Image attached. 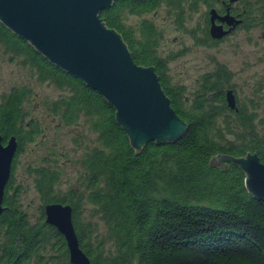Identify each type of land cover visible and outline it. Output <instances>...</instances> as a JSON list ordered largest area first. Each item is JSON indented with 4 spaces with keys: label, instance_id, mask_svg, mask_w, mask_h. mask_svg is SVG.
Instances as JSON below:
<instances>
[{
    "label": "trees",
    "instance_id": "obj_1",
    "mask_svg": "<svg viewBox=\"0 0 264 264\" xmlns=\"http://www.w3.org/2000/svg\"><path fill=\"white\" fill-rule=\"evenodd\" d=\"M211 1L116 0L98 13L106 27L120 34L135 64L154 67L171 108L186 124L179 139L149 141L136 155L101 95L0 23V51L30 77L0 92L2 142L13 135L17 144L1 203L0 264H40L46 245L56 251L49 256L52 261L70 264L62 235L44 223L47 203L71 207L78 246L90 264H264V201L246 190L244 172L236 164L223 162L225 170L208 165L212 155L240 157L246 152L264 163V117L255 112L256 105L228 109L217 75L185 101L182 87L170 82L157 60L154 24L145 18L134 26L125 23L128 15L164 4L181 25L197 2L210 6ZM36 82L60 91L43 101L57 127L83 126L81 140L88 144L72 139L81 149L72 160L77 177L63 189L57 159L64 153L55 144L26 169L41 202L40 221L31 224L19 208L11 176L22 143H37L41 132L24 105ZM86 130L95 133L92 145Z\"/></svg>",
    "mask_w": 264,
    "mask_h": 264
},
{
    "label": "water",
    "instance_id": "obj_2",
    "mask_svg": "<svg viewBox=\"0 0 264 264\" xmlns=\"http://www.w3.org/2000/svg\"><path fill=\"white\" fill-rule=\"evenodd\" d=\"M114 1L0 0V23L49 63L101 95L114 109L115 123L125 132L136 155L149 141L161 144L179 139L186 124L171 108L154 68L135 64L120 34L106 27L98 16ZM208 13L209 35L220 38L226 31L214 25V9ZM224 98L226 106L236 110L231 90H225ZM16 147L13 135L4 143L0 135V213ZM223 162L236 164L244 172L246 190L264 201V163L254 152L240 157L215 154L208 165L225 170ZM43 220L62 235L70 264H90L78 246L68 204H44Z\"/></svg>",
    "mask_w": 264,
    "mask_h": 264
},
{
    "label": "rangeland",
    "instance_id": "obj_3",
    "mask_svg": "<svg viewBox=\"0 0 264 264\" xmlns=\"http://www.w3.org/2000/svg\"><path fill=\"white\" fill-rule=\"evenodd\" d=\"M213 6L214 2L210 6L197 2L195 9L186 13L181 25L175 24L173 11L164 4H159L142 14L128 15L125 23L134 26L145 18L154 24L158 32L157 52L167 58L165 75L173 85L182 87L181 95L185 101L191 100L192 94L199 90L200 77L211 71L215 63H223L230 71L227 81L230 80L234 86L237 104H243L244 107H249V110L251 106L256 105L254 110L262 119L264 117V37L260 36V31L263 26L249 30L239 29L223 42L211 44L204 39L202 26L204 14ZM29 80L28 71L15 61H10L6 54L0 51V92ZM32 92L33 97L29 104L24 105L29 115L39 121L41 132L36 135L37 143H22L11 176V185L18 190L19 208L31 224L40 221L41 202L26 169L36 164L44 157V151L55 144L57 149L64 153L57 159L61 165L59 181L60 188L63 189L77 177V167L72 160L80 153V146L83 143L88 144L87 141L81 140V134L85 131L83 126L57 127L56 119H52L43 107V101L54 99L60 91L46 83L36 82L32 85ZM258 127L261 126L258 124ZM86 134L92 145L93 141L95 142V133H88L86 130ZM74 138L79 140L80 146L72 143ZM50 255L56 256V251L50 250L46 245L40 252L42 257L40 264H57L52 261ZM33 262L30 261V264Z\"/></svg>",
    "mask_w": 264,
    "mask_h": 264
},
{
    "label": "flooded vegetation",
    "instance_id": "obj_4",
    "mask_svg": "<svg viewBox=\"0 0 264 264\" xmlns=\"http://www.w3.org/2000/svg\"><path fill=\"white\" fill-rule=\"evenodd\" d=\"M212 1L214 2V6L208 8L203 18L204 23L202 26V32L204 34V39L206 41L211 42V44L221 43L227 37L231 36L235 31L239 29L249 30L251 28H256L260 26H263V29L260 31V36L264 37V0H212ZM210 8H213L215 11V16L213 18L214 25L220 26L222 31H226V33L223 34L220 38H213L209 35L210 15L208 11ZM229 19L230 21H228ZM156 54H157L156 56L157 60H159L163 64V69L165 71L167 58L165 56H161L159 51ZM147 66H151V65H147ZM229 72L230 71H228L225 68V65L223 63H218V64L215 63V66L211 69V71L204 73L200 77L201 81L200 83H198L199 84L198 89L203 88V85H205L209 80H212L214 76L216 75L217 77L220 76L221 84L220 87L218 88H220L222 91L224 102H225L224 92L225 90L229 89L232 91V94L234 96L235 107H236L237 98L233 91L234 86L230 82V80L227 81L228 80L227 76ZM206 86L211 88V85H206ZM208 94L212 95L213 92L210 91L208 92Z\"/></svg>",
    "mask_w": 264,
    "mask_h": 264
}]
</instances>
